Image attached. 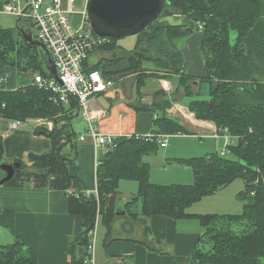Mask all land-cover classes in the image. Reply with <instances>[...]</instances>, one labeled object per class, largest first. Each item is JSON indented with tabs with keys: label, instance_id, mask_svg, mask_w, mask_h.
<instances>
[{
	"label": "trees",
	"instance_id": "16d2710c",
	"mask_svg": "<svg viewBox=\"0 0 264 264\" xmlns=\"http://www.w3.org/2000/svg\"><path fill=\"white\" fill-rule=\"evenodd\" d=\"M170 17L185 18L190 25L169 22ZM16 27L0 26V118L22 123L29 118H48L53 129H32L34 135L50 140V149L41 155L29 154L25 162L10 161L8 164L18 163L19 167L2 186L68 192V213L82 219V231L69 242L70 264H85L89 233L98 217L110 236L115 216L120 212L121 181L137 184L136 194L125 202L121 212L137 220L144 237H151L155 246L163 244L165 235L150 232V217L164 216L175 225L194 221L203 232L187 258L188 264H263L264 0H162L160 17L135 36L134 47L125 51V57L113 53L109 60L91 68L84 63L85 71L96 70L106 80H114L119 74H137L139 94L148 78L178 77V89L191 99L186 107L195 119L213 123L218 134L227 133L233 139L234 143L226 147L228 156L209 154L170 160L193 171L194 181L190 185L152 183L151 168L144 158L157 152L156 140L120 136L111 148L99 154L96 193L86 195L78 177L76 136L71 126V119L79 111L77 103L72 101L68 107L56 105L50 101L49 93L33 85V75L45 74L42 55L36 47L24 46ZM194 29L201 32L200 52L205 68L204 77L199 79L186 74L183 55L175 43L191 35ZM118 40L108 38V43L94 51H113L118 48ZM145 62H150L153 70L143 69ZM202 83L208 86L205 99L200 97ZM151 127L153 135L189 134L165 115L153 120ZM67 144L72 157L63 153ZM236 179L243 181L238 194L243 202L240 214L189 212L192 204ZM139 201L138 211L134 207ZM9 234L10 242L0 243V264H37L36 253L26 237L12 229ZM141 244L160 252L146 241Z\"/></svg>",
	"mask_w": 264,
	"mask_h": 264
},
{
	"label": "crops",
	"instance_id": "0c3cea01",
	"mask_svg": "<svg viewBox=\"0 0 264 264\" xmlns=\"http://www.w3.org/2000/svg\"><path fill=\"white\" fill-rule=\"evenodd\" d=\"M3 5L4 0H0V16L4 14ZM83 12H76L79 20L74 21V26L78 27L81 24ZM73 13L72 8L70 15ZM178 40L175 43L183 55L186 74L196 79L204 77L205 68L200 52L201 32L199 31V37L192 36L186 39L183 46L179 47ZM134 43L135 37L120 38L116 44L120 50L115 51L114 55L122 56L119 55L122 52L121 49L130 51L134 47ZM95 52H91L85 61L88 68L98 65L101 61L109 60L113 56ZM94 55L96 59H93ZM142 68L153 70V65L150 62H145L142 64ZM136 75L119 74L114 76L115 81L110 89L89 100V113L94 116L93 125L100 133L117 135L114 137L145 136L153 133L151 127L153 120L165 112L168 118L175 120L189 132V134H177L176 136L194 137L195 134H198L202 138H209L217 142L223 141V147L234 143L230 136L218 134L213 123L195 119L186 107L187 102L191 99L185 97L182 90L178 89L177 78L166 80L148 78L139 94L136 90ZM194 84L196 85L195 82ZM159 92L165 94L159 95ZM173 92L175 94L172 95ZM165 95V98L170 102V107L165 108L166 110L161 108ZM203 98L205 99L207 96H203ZM79 114L78 111L77 115ZM10 122V120L0 118V140L4 160L25 162L29 154L41 155L50 149L51 143L48 138L36 136L32 130L28 131L19 127L11 130ZM84 129L85 132L82 135L87 131L86 122ZM79 137L76 138L77 142H80L78 141ZM80 143H86V145L76 146L75 161L78 177L84 186L83 191L88 195L95 194V170L99 150L93 146L89 138ZM168 143L169 136L166 146ZM220 148L222 149L219 145H215V149ZM152 156L144 158V161L149 165ZM172 159L188 158H175L166 155L163 167L173 164L170 162ZM3 175L0 176V180ZM150 181L155 184L168 185L159 180L154 181L152 177H150ZM182 182H186L184 185L192 184L189 183V177ZM242 189L243 186L240 191ZM67 194L68 192L64 191L10 188L0 185V243L10 242L9 230L12 229L24 235L30 242L36 253L37 264H70L69 242L82 231V219L68 213ZM125 202L126 199L122 198L118 209L122 208ZM140 207L141 201L136 204L134 209L139 211ZM189 212L209 214L191 211L190 208ZM181 224L183 223L175 225L171 219L164 216L150 217L147 221L150 232L165 235L163 245L158 247L152 244L151 237H144L143 228L137 220L124 212H118L110 236L106 235V230L103 227V239L98 244L95 242L93 264H188L187 258L191 255L201 234L198 236L196 233L177 231ZM190 226L194 229L197 228L193 223ZM142 241H146L160 252L148 250L141 244Z\"/></svg>",
	"mask_w": 264,
	"mask_h": 264
},
{
	"label": "built area",
	"instance_id": "2783aa9c",
	"mask_svg": "<svg viewBox=\"0 0 264 264\" xmlns=\"http://www.w3.org/2000/svg\"><path fill=\"white\" fill-rule=\"evenodd\" d=\"M72 8L73 0H4L3 13L15 17L18 22L28 23L35 33L32 38L44 47L51 58L55 77L48 71L45 74H35L32 78L33 85L49 93L50 101L56 105L68 107L72 101L77 103L79 113L87 124V131L79 137V141L89 138L101 154L112 147L116 137L97 130L93 125L94 116L89 113L88 103L90 99L110 89L114 83L104 79L96 70L85 71L84 63L92 51L108 43V38L93 33L85 11L81 24L73 27L69 19ZM20 28L24 30L22 26ZM33 123L34 127L53 129V123L49 120L38 119ZM21 125L20 121H11L10 129H17ZM141 137L149 141L155 139L158 146L164 148L168 135L148 134ZM89 238L85 264H93L95 228L89 233Z\"/></svg>",
	"mask_w": 264,
	"mask_h": 264
},
{
	"label": "rangeland",
	"instance_id": "374dc122",
	"mask_svg": "<svg viewBox=\"0 0 264 264\" xmlns=\"http://www.w3.org/2000/svg\"><path fill=\"white\" fill-rule=\"evenodd\" d=\"M86 4H87V0H74V3H73L74 13L72 15H69V19L73 27H76L74 26V21L76 22V20H79L78 14L76 12H83L86 9ZM167 19H169V21L172 23L190 25V21L186 20L185 18H180L176 20L175 18L170 17ZM16 25H18L19 27L22 26V28L26 30L28 34H30L31 36H34L35 34L34 30L25 21L18 22V20L15 17L11 15H7V14H3L0 16V26L1 27L15 28ZM16 33H17V30H16ZM192 36L199 37V31L197 29H194L191 35L179 39L177 42L179 47L183 46L184 41L186 39H189ZM32 40L34 39L32 38ZM135 41H136V38H135ZM132 49L130 51H132ZM117 50H120V48L114 49L113 51L99 49L95 53L97 54L99 53L101 55L102 54L113 55L115 51L118 52ZM126 52H129V51H126ZM119 55H122L125 57L127 53H125V50H124L120 52ZM93 59H96L95 55L93 56ZM42 61H43V58H42ZM43 69H44V72H47L44 62H43ZM129 74H135V73H129ZM173 77L177 78V81H178V77L170 76V75H168L167 78H165V80L169 78H173ZM108 80L112 81L113 83L115 81V79L114 80L108 79ZM160 94L163 95L165 93L159 92V95ZM203 96L204 97L208 96V86L206 83H202L200 85V97L203 98ZM165 97L166 95L163 97L165 100H163V104L161 105L162 109L166 108L164 107V105L167 107L168 106L170 107V102ZM163 115L166 116L165 112L163 113ZM38 119L48 121V118H29L26 122L22 123V125L19 128L30 131L34 128L33 122ZM71 126H72L73 131L75 132L76 138H78L80 135L82 136V134L85 132V129H84L85 122L83 121V117L81 114L71 119ZM48 131H52V130H48ZM110 136H117V135H110ZM168 136H169V143L166 146V148L159 147L157 152L153 154L150 160V166H151L150 167L151 168L150 177H152V180L154 181L159 180L161 182H165L164 184H168V185L171 184L175 186L186 184V182H182V181H185L186 178L188 177L190 180L189 183H192L194 181L193 171L187 166L180 165L178 163H173L171 165L163 167L164 166L163 162H164L166 155L173 156L175 158H179V157L193 158V157H198V156H203V155L208 156L209 154H218V155L222 154L221 156H228V153L226 151V146L223 147L224 146L223 141L217 142L209 138H202L201 136H198V134H195L194 137L193 136H176V135H168ZM75 143L77 147H80L81 145H86V143L82 144L80 142H77V139H75ZM215 145L216 146L219 145V147H222V149L221 148L215 149ZM70 148L71 147L69 144L65 146L63 150V153L65 156L72 157ZM4 163H9V162L1 158L0 164H4ZM3 174L4 172L0 169V176ZM4 176L5 174L2 177ZM242 186H243V181L241 179H236L228 187L221 189L210 196L201 198L199 201L192 204L190 209L191 211L200 212V213H209V214H213V213L214 214H240L242 211L243 202L239 198L238 194L241 192L240 190ZM118 189L120 192L118 204L120 205V201L122 198H125L127 201L134 194H136L137 184L133 181H121L118 184ZM121 210L122 208H119L120 212ZM191 223H193V225H196L197 228L195 229L192 228L190 226ZM177 231L196 233V235L198 236L203 232L202 229L198 226V224L194 221L183 222V224H181V227H179ZM103 237H104L103 226L98 217L96 221V227H95V242L98 244L103 239ZM162 245H160V247ZM263 264H264V260H263Z\"/></svg>",
	"mask_w": 264,
	"mask_h": 264
},
{
	"label": "water",
	"instance_id": "95a60500",
	"mask_svg": "<svg viewBox=\"0 0 264 264\" xmlns=\"http://www.w3.org/2000/svg\"><path fill=\"white\" fill-rule=\"evenodd\" d=\"M162 0H88L86 15L94 34L105 38L135 37L161 15ZM17 34L26 48L36 47L41 53L46 70L55 77V68L44 47L21 28ZM18 163L0 164L5 176L0 185L10 180Z\"/></svg>",
	"mask_w": 264,
	"mask_h": 264
}]
</instances>
